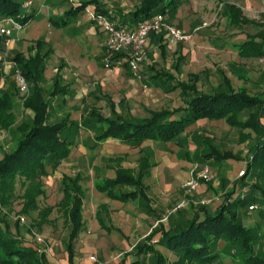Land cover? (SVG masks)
Segmentation results:
<instances>
[{
    "label": "trees",
    "instance_id": "trees-1",
    "mask_svg": "<svg viewBox=\"0 0 264 264\" xmlns=\"http://www.w3.org/2000/svg\"><path fill=\"white\" fill-rule=\"evenodd\" d=\"M27 1L22 0L20 4L17 0H0V22L12 19L25 26L31 18L24 7ZM186 1L134 0L135 3L127 13L118 11L119 17L122 18L119 26L134 30L141 23L158 15L163 16L165 23L170 24L176 19ZM90 4L95 5L96 13L116 23L118 15L102 9L99 0H80L79 6L73 8L84 10ZM224 13L230 25L241 28L249 24L256 29L255 33L245 34V39L241 42L232 44L238 55L245 59L263 58L264 21L258 23L243 18L239 9L233 5L228 6ZM150 34L159 35L160 41L166 36V32ZM4 47L3 42H0V50H4ZM121 56L119 54L117 57ZM43 59L39 54L28 60L14 57L16 67L8 75L7 78L10 79L0 92V111L4 110L6 117L0 118V128L9 131L15 122L11 111L20 92L14 78L15 70L19 69L27 83L35 85L28 86V97L22 101V107L31 110L34 115L18 124L12 131L15 138L14 147L0 159V202L4 204L9 201L17 180L21 179L24 182L22 185H29L24 197L26 205L21 210L25 215L29 213V209L36 207L34 192L43 187L40 178L56 171L62 161L68 158L73 144V140L69 138L73 137L65 133L77 127L75 124L68 130L66 120L55 124L46 122L47 101L42 95L41 88L36 84V77L42 71ZM184 59V55L178 51L173 65L176 71L180 69ZM230 68L238 78L244 81L247 79L248 74L243 66L232 63ZM218 73L221 83L207 92L199 90L196 85L199 74L188 73L187 80L169 74L170 79L177 81L173 89H180L184 101L183 106L175 109L155 111L149 118L144 119L124 120L120 116L110 119L100 115L97 117L100 126L97 128L99 132L96 139L99 141L113 138L136 147L146 140H156L164 143L174 142L184 148L186 145L183 143L188 144L190 138L195 147L193 151L183 149L184 156L189 158L193 155L192 161L201 163L220 164L231 160L241 161L242 158L232 150L217 147L208 135L187 131L200 121H222L229 127L240 130L239 134L240 137H244L243 140H252L246 157L245 175L234 181L222 198H217L220 201L217 205L204 204L188 212L180 209L170 210L159 218L156 226L141 238L131 251L124 253L120 260L112 264H264V250L255 247L260 238L258 234L260 226L250 228L241 220V214L250 211V206L255 205L258 217L264 224V92L252 95L245 87L236 90L224 71L218 69ZM261 80L264 82V73ZM84 125H89V119L84 120ZM246 130L248 132L244 133ZM145 171L146 167L143 165L139 167L137 173L120 168L114 178L96 182L94 188L112 200L135 201L145 195L142 184ZM249 177L251 181L245 183ZM222 181L224 187L225 179L222 178ZM79 182V177L72 179L67 175L62 176L63 197L58 205L63 209L70 226L68 241L64 243L68 264H74L73 242L84 224V191ZM206 184L207 188L211 187L210 182ZM123 187L134 190L116 192L117 188ZM236 193L237 198H232ZM228 199L233 201L229 203ZM105 209L106 206L101 205L96 213L99 215L101 210ZM162 220H166L167 224ZM160 247L167 250L169 255L164 254ZM170 257H173V260ZM0 264H50V262L44 250L34 247L22 236L20 220L11 224L0 215ZM82 264L103 263L85 261Z\"/></svg>",
    "mask_w": 264,
    "mask_h": 264
},
{
    "label": "rangeland",
    "instance_id": "rangeland-1",
    "mask_svg": "<svg viewBox=\"0 0 264 264\" xmlns=\"http://www.w3.org/2000/svg\"><path fill=\"white\" fill-rule=\"evenodd\" d=\"M17 1L20 4L22 3V0ZM75 1L74 3H79L80 0ZM106 1L112 5H123V8L126 7L125 5H133L135 3L134 0ZM231 5L239 9L243 18L258 23L264 21V0H187L180 8L176 19L170 22V25L181 32L184 39L174 41L166 34L169 38L168 43L170 47H167L163 56H158V60L156 61L157 66L172 64L177 58V52L181 51L185 59L181 62L180 70L178 71L182 74L180 78L187 80L188 73L199 74V81L196 85L201 91H210L214 86L221 83V77L218 73V69H221L231 80L234 89L237 90L245 87L252 95L264 92V82L261 80V76L264 73V57L241 58L232 47V44L244 40L245 34L255 33L256 29L253 25L249 24L243 25L241 28L230 25L224 12ZM87 17L90 19L88 14ZM118 18L119 15L115 20ZM146 58H149L147 57V51L145 60ZM232 63L243 66L247 71L248 75L245 81L234 74L230 68ZM174 74L176 77L178 76L176 73ZM140 77L141 79L143 78L142 72ZM178 91L174 93L177 101L174 104L182 106V96L177 95ZM174 95L172 94V96ZM27 97L28 95H23L19 92V96L16 98L14 108L12 109L14 115L16 113L19 114L16 118L23 115L19 121L21 123L29 119L25 114V109L22 107V101ZM167 99L168 96L167 98H163L162 101L158 100L154 103L156 105H150V108L155 110L170 107L168 106L169 100ZM0 112V118H3L5 111ZM108 113L107 111L104 114L108 115ZM137 115L147 116L148 113L140 112ZM18 124H14L9 131L0 128V159L5 153L13 149L15 138L12 131L15 130ZM202 129H204V133H207L213 139L217 147L224 150H232L234 154L240 155L242 160L225 161L220 164L192 161L190 169L179 171L176 174L177 178L175 177V181L177 182L174 186L177 189L174 192L172 191L173 193H170L169 200L163 201V204L159 207L158 212H160L161 217L165 216L170 210H174L182 202L185 205L179 209L185 212L193 211L199 206L204 205L202 202H206L205 204L209 205H217L220 202L217 198H222L225 191H228L234 181L240 178L238 174L244 169L252 140H243L244 137H240L239 134L240 130L231 128L222 121L208 122L205 125L203 124ZM243 132L247 133L248 131ZM90 139L91 136L84 135L81 140H78V143H88ZM111 150L102 149L98 151L96 149L90 152L87 149L80 151H76L75 149L73 151L72 149L69 158L63 160L55 172L40 178L43 187L34 192L37 201L36 207L35 209H29V213L26 215L22 214L21 210L26 205L24 197L29 190V185H22L24 182L21 179L17 180L13 195L9 201L4 204L0 202V215H3L11 224L16 220H20L22 236L34 247L44 250L50 264H68L64 243L68 241L70 226L63 214V209L58 205L63 197L62 175L64 174L70 176L72 179L79 175V183L84 191V224L73 242L75 251L74 264H82L86 260L92 263L112 264L116 260H120L124 253L131 251L133 246L150 232L151 224L147 221H142L144 211L142 201L119 202L110 199L106 194L100 193L94 188L95 180L104 178L108 170V175H113L115 169L119 167L137 173L139 158L143 153H147V151L141 152L136 148L122 147ZM113 152L122 153V155L126 154L125 160L119 164H109L110 162H107L106 159L114 156L112 155ZM155 161H157V158ZM106 164H109L108 166L110 167L106 168ZM195 164L199 167L207 165L215 178L210 182V188H207V184H203L202 182L198 191L189 197H185L182 185L195 175L191 171ZM48 170L50 171V169ZM222 178L225 179L226 183L224 187H222V183L224 182ZM249 181H251L250 177L246 178L245 183H249ZM131 190L134 189L123 187L117 188L116 192L120 191L122 193ZM166 192L160 195L162 199L164 195H167ZM237 196L238 194L236 193L232 198H237ZM101 205H105L107 208L106 210H101V213L98 215L96 212ZM48 207H52L53 209L48 210ZM22 218L23 221L21 220ZM241 220L245 226L250 228L260 226L258 232L260 238L255 247L264 250V224L258 217V210L253 209L242 213ZM164 222L167 224V221ZM160 250L164 254L169 255L167 250L161 247ZM170 258L173 260V257Z\"/></svg>",
    "mask_w": 264,
    "mask_h": 264
},
{
    "label": "crops",
    "instance_id": "crops-1",
    "mask_svg": "<svg viewBox=\"0 0 264 264\" xmlns=\"http://www.w3.org/2000/svg\"><path fill=\"white\" fill-rule=\"evenodd\" d=\"M30 1V7L25 9L27 15L31 16L30 20L20 31L13 32V41L6 49L4 47V50H0V92L10 79L7 78L8 75L16 67V63L13 62L14 57L24 60L32 59L36 54L43 57L42 71L36 77V84L41 88L42 95L47 101L46 122L55 124L66 120L68 130L76 124L75 129L65 133L73 137L69 138L73 140L70 154L72 149L73 151L87 149L92 152L96 149L109 151L118 147L147 151L139 158V167L141 165L146 167L142 178L145 195L137 200L142 201L144 208L142 221L150 223L152 229L161 218L159 207L163 201H168L170 193L177 189L174 186L177 182L176 174L192 166L194 156L185 157L183 149L193 151L194 142L189 138L188 144L184 142L183 145L186 146L181 148L174 142L164 143L156 140H146L136 147L113 138L99 141L96 139L99 132L97 128L100 126L97 117L100 115L110 119L117 116L124 120L144 119L149 118L152 112L162 109L172 110L181 106L174 104L176 101L174 93L178 89L173 87L176 86L177 81L169 78V74L176 77L174 73L178 75L176 78H180L182 75L178 72L180 69L178 71L174 69L175 61L170 65L162 66H157L156 62L158 56H163L167 47H170L169 38L164 36L160 41L159 35H149L146 44L149 58H146L141 66L142 79L136 78L126 63L109 71L104 66V43L107 33L98 22L87 17L85 10H75L70 0ZM99 4L102 9L113 15H118L119 10L127 13L131 8V5H125V8L123 5H112L106 0H99ZM88 7L94 8L95 5L90 4ZM115 22L118 26L121 25L122 18L119 17ZM4 53L7 54L6 57ZM27 85L35 86L33 83ZM178 94L181 95L180 89ZM167 96L170 107L155 110L150 108V105H156L155 102L162 101ZM107 111L108 115L104 114ZM11 112L14 115L13 110ZM140 112H147L148 115H137ZM25 114L29 119L34 115L29 109H25ZM17 115L19 114L14 115V124L21 123L19 121L23 115L16 118ZM86 119H89L88 126L84 125ZM206 123L208 122L200 121L189 127L187 131L208 135L202 129L203 124ZM84 135L91 136L89 142L78 143ZM112 155L114 156L106 159L109 164H119L126 158V154L122 155V153L113 152ZM109 164L105 167L109 168ZM120 168L123 167L116 168L113 175H108V170L107 175L95 180V183L114 178ZM165 191L167 195L162 199L160 195ZM162 221L165 223L166 220Z\"/></svg>",
    "mask_w": 264,
    "mask_h": 264
},
{
    "label": "built area",
    "instance_id": "built-area-1",
    "mask_svg": "<svg viewBox=\"0 0 264 264\" xmlns=\"http://www.w3.org/2000/svg\"><path fill=\"white\" fill-rule=\"evenodd\" d=\"M73 1V7L79 6V3ZM31 5V1L24 3V7L28 8ZM85 12L88 14L91 20L100 24L103 30L107 33V38L104 43L105 56L104 66L109 71H113L119 65L126 63L134 76L140 78L141 64L146 57V44L149 34L152 32L165 31L168 37L174 41H181L184 39L181 32L174 26L165 23L164 17L161 15L153 17L151 20H147L141 23L136 29L130 30L118 26L113 21L109 20L106 16L96 13L95 8H85ZM23 26L12 19H5L0 22V42H3L5 49L13 41V32L20 31ZM121 57H117L118 55ZM5 57L7 56L4 53ZM14 78L18 86L19 91L23 95L28 94V85L22 72L18 69L15 70ZM247 161L245 162V166ZM245 166L238 174V177L245 175ZM193 175L186 183L182 185L184 196L192 195V193L199 190L201 182L209 183L215 176L207 165L199 167L195 164L191 170ZM233 199H228L231 203ZM205 204L206 202H202ZM185 203H180L173 211L184 207ZM257 209V206H250V210ZM23 221V218L21 219Z\"/></svg>",
    "mask_w": 264,
    "mask_h": 264
}]
</instances>
